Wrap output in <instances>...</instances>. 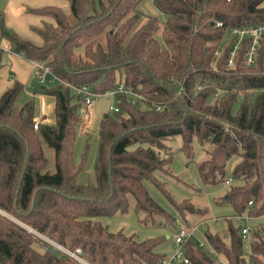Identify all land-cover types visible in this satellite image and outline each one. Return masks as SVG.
I'll return each mask as SVG.
<instances>
[{"label":"trees","instance_id":"1","mask_svg":"<svg viewBox=\"0 0 264 264\" xmlns=\"http://www.w3.org/2000/svg\"><path fill=\"white\" fill-rule=\"evenodd\" d=\"M141 1L67 0V12L54 5L34 9L53 18L33 27L40 43L0 22L12 52L48 65L58 81L39 88L54 97L53 123L38 121L32 101L13 111L22 82L0 95V264H82L47 240L70 252L79 247L86 264L157 263L164 255L155 248L157 237L111 231L96 218L125 212L132 199L145 218L174 219L144 180L155 182L154 170L171 173L165 141L175 135L187 155L193 138L204 147L197 163L203 183L231 178L220 203L237 215H264V38L254 64L245 62L244 40L233 66H226L234 43L228 29L263 21L264 0H152L165 18L145 14L137 25ZM118 83L143 98L132 103L127 93L114 94L118 110L104 113L99 124L94 181L80 183L71 146L83 99L69 85L103 94ZM44 144L53 154L52 169ZM232 156L237 161L228 172ZM168 198L182 218L184 211L200 222L211 217L206 206ZM233 218H226L228 241L205 229L210 246L227 264H264V229L251 230L246 258L242 225ZM184 248L188 264H217L189 239Z\"/></svg>","mask_w":264,"mask_h":264},{"label":"rangeland","instance_id":"2","mask_svg":"<svg viewBox=\"0 0 264 264\" xmlns=\"http://www.w3.org/2000/svg\"><path fill=\"white\" fill-rule=\"evenodd\" d=\"M264 4V2H263ZM141 14L137 25L145 20V14H152L160 19L165 18V14L161 13L154 5L152 0H142L138 6ZM136 25V26H137ZM58 81L52 79L46 83H39L35 80H30L19 92L13 103V111L20 110L22 105L28 101L33 102L34 115L38 119L45 122H54V113L52 106L54 97L51 94L42 93L39 91L40 86L51 88L57 86ZM119 84V83H118ZM117 84V85H118ZM116 87V86H114ZM113 87V88H114ZM111 88L107 92L93 97V107L91 113H82L80 120L75 128L74 137L71 146V156L74 164L81 165V171L78 176L80 183L92 182L95 176V162L97 159V151L99 144V124L104 113H112L110 106H116V96L111 92ZM73 90V89H72ZM74 91V90H73ZM242 92L239 93V99H242ZM170 147L171 159L168 163L171 173L165 170H154L152 173L155 182H159L162 188H159L151 179L144 180V185L149 195L156 201L170 216L174 219L165 218L163 215H154L153 217H144L145 212L135 210L133 200H129L128 209L125 212L116 211L108 215H99L98 219L102 224L106 225L109 230H122L126 234H134L139 239L157 237L159 239L156 250L169 254L175 250L174 236L178 224L191 227L197 225L196 230L191 234L189 240L195 244L202 243L199 246L203 251L213 256L216 263L223 256L216 254L213 248L208 243L204 231L208 229L216 232L219 236L228 241L226 218L235 213L233 207L226 203H220L221 198L225 195L228 184L219 182L217 184L203 183L198 175L197 163L205 158L204 147L193 138L190 145V155L180 148L181 137L175 135L165 141ZM48 162L46 167L52 169L53 154L52 151L44 144ZM237 161L236 156H232L228 160L227 170L231 168ZM231 182V181H230ZM170 195L176 202L183 199L208 208V214L211 215L206 221L200 222V217L184 211V218L178 214L175 206L169 200ZM234 224H248L249 229L244 237L245 257L249 253L248 241L251 230L264 229V215L252 217L248 221L233 218ZM250 227L252 229H250ZM264 232V231H263ZM264 235V234H263ZM43 244L38 245L41 246Z\"/></svg>","mask_w":264,"mask_h":264},{"label":"built area","instance_id":"3","mask_svg":"<svg viewBox=\"0 0 264 264\" xmlns=\"http://www.w3.org/2000/svg\"><path fill=\"white\" fill-rule=\"evenodd\" d=\"M216 26H221V21L215 22ZM228 35L230 37L234 38V43L230 49L229 57L226 61V66L232 67L234 63V58L236 57L237 51L240 48L242 42L244 40H248V46L247 50L244 53L245 62L248 65H252L255 62V56L259 47L260 42L264 38V20L261 22H258L256 24H245L241 26H232L228 29ZM218 52L216 51V55ZM32 79L39 82V83H46L48 81H51L52 79H55V77L52 75L51 68L48 65H44L41 62L34 61V67L32 69L31 73ZM75 92L79 93L83 99V106H82V113H91L92 107H93V97L100 95V93H96L91 91L89 86L86 85H80V86H74L69 85ZM200 86L197 85V88ZM183 88L180 87L178 92L182 90ZM113 94L116 92H125L127 93L131 99L130 101L132 103H136L137 98H143L142 95L133 92L129 87L125 86L123 83H119L113 90H111ZM219 91L215 95H217ZM154 108L156 110L161 108L160 104H155ZM110 109L112 111H117V106H110ZM36 127V125H34ZM231 181V178L228 177L225 180V183H229ZM234 217L236 219H242L248 221L251 217L248 215H237L235 214ZM197 225H193L191 227L182 226L181 224H178V227L175 231L174 236V244H175V250L169 254H164L163 257L155 264H179V263H189L188 257L185 255V248H184V242L189 239L191 234L196 230ZM249 225L244 224L241 228V233L243 237H246V233L248 232ZM53 247L55 251H59L60 253H67L73 257H75L77 260H79L82 264H86L80 257L82 251L79 247H77L74 251L70 252L59 246L58 244L47 240ZM202 243L200 242L198 246H201ZM42 247L48 248L49 246L47 244H43ZM217 264H227L226 260L221 257Z\"/></svg>","mask_w":264,"mask_h":264},{"label":"crops","instance_id":"4","mask_svg":"<svg viewBox=\"0 0 264 264\" xmlns=\"http://www.w3.org/2000/svg\"><path fill=\"white\" fill-rule=\"evenodd\" d=\"M54 5L68 11L67 0H0V22L19 36L28 38L36 43L41 37L33 30L44 22H53L49 15L36 13L34 9ZM0 95L12 86L15 80L27 84L32 80L34 61L12 52L9 39L0 34ZM38 121H43L38 119ZM234 214L229 215L234 216ZM203 223V222H202Z\"/></svg>","mask_w":264,"mask_h":264}]
</instances>
